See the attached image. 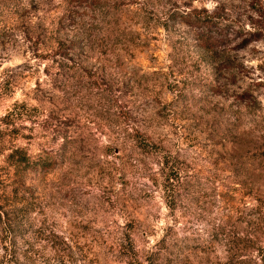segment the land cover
Segmentation results:
<instances>
[{
    "label": "rangeland",
    "instance_id": "obj_1",
    "mask_svg": "<svg viewBox=\"0 0 264 264\" xmlns=\"http://www.w3.org/2000/svg\"><path fill=\"white\" fill-rule=\"evenodd\" d=\"M0 264H264V0H0Z\"/></svg>",
    "mask_w": 264,
    "mask_h": 264
},
{
    "label": "trees",
    "instance_id": "obj_2",
    "mask_svg": "<svg viewBox=\"0 0 264 264\" xmlns=\"http://www.w3.org/2000/svg\"><path fill=\"white\" fill-rule=\"evenodd\" d=\"M9 157L10 163L20 171L28 169L29 167H33L37 164L35 161H31L30 157L26 153L11 154L9 155ZM38 164H40L39 166L42 168H47L48 165H50L49 163L46 164L45 161Z\"/></svg>",
    "mask_w": 264,
    "mask_h": 264
}]
</instances>
